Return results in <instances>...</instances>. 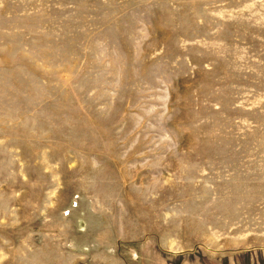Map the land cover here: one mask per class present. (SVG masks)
Returning a JSON list of instances; mask_svg holds the SVG:
<instances>
[{
	"label": "rangeland",
	"instance_id": "rangeland-1",
	"mask_svg": "<svg viewBox=\"0 0 264 264\" xmlns=\"http://www.w3.org/2000/svg\"><path fill=\"white\" fill-rule=\"evenodd\" d=\"M0 264H264V0H0Z\"/></svg>",
	"mask_w": 264,
	"mask_h": 264
}]
</instances>
